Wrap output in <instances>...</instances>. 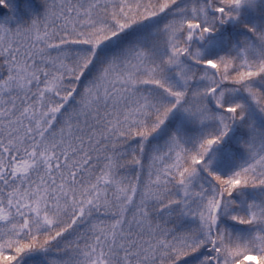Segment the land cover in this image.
Masks as SVG:
<instances>
[{
	"label": "snow or ice",
	"instance_id": "snow-or-ice-1",
	"mask_svg": "<svg viewBox=\"0 0 264 264\" xmlns=\"http://www.w3.org/2000/svg\"><path fill=\"white\" fill-rule=\"evenodd\" d=\"M0 264H264V0H0Z\"/></svg>",
	"mask_w": 264,
	"mask_h": 264
},
{
	"label": "trees",
	"instance_id": "trees-1",
	"mask_svg": "<svg viewBox=\"0 0 264 264\" xmlns=\"http://www.w3.org/2000/svg\"><path fill=\"white\" fill-rule=\"evenodd\" d=\"M0 11H3L5 14H7L8 9H2V10H0Z\"/></svg>",
	"mask_w": 264,
	"mask_h": 264
}]
</instances>
